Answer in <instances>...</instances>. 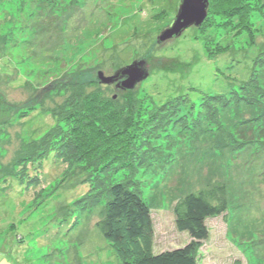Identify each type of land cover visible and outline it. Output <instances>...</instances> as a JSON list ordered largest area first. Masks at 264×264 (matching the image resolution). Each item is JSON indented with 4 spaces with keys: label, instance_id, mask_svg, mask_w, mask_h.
Instances as JSON below:
<instances>
[{
    "label": "rangeland",
    "instance_id": "1",
    "mask_svg": "<svg viewBox=\"0 0 264 264\" xmlns=\"http://www.w3.org/2000/svg\"><path fill=\"white\" fill-rule=\"evenodd\" d=\"M245 1L209 0L200 27L159 42L180 0H0V264H123L121 249L130 257L181 247L191 238L176 228L175 206L214 185L225 187L227 209L206 220L197 264H264V6L250 0L221 22L223 8ZM135 59L149 75L133 89L97 79ZM243 85L251 105L230 97ZM203 94L229 101L200 108ZM174 98L177 116L138 132ZM55 123L73 151L36 160L48 155L44 132ZM138 134L145 146L127 151ZM103 136L109 144L99 147ZM100 177L103 191L130 180L149 208L151 227L120 253L97 227L105 192L85 207Z\"/></svg>",
    "mask_w": 264,
    "mask_h": 264
},
{
    "label": "trees",
    "instance_id": "2",
    "mask_svg": "<svg viewBox=\"0 0 264 264\" xmlns=\"http://www.w3.org/2000/svg\"><path fill=\"white\" fill-rule=\"evenodd\" d=\"M248 1L250 5V0H247L245 2H241L240 4L238 3L233 5L234 3H232L231 5L223 8L221 22L225 23L226 21H229V19L231 20L235 16L234 13H237V11L246 12V10H249V5L246 4ZM257 1L258 3L261 2V4L255 7L256 10L264 6V0ZM30 30L31 27L28 29L27 36L31 40ZM15 42H20V39H18V41L16 40ZM260 62H264L263 57L260 58ZM57 78L58 77L56 76L52 79ZM251 81L253 80L251 79L250 82ZM248 86L252 88H258L257 84L252 82L249 83ZM262 92L264 93V90ZM230 93L232 94L230 97H232V100L236 102L244 101L249 105L253 104L251 101L252 99L250 100V98L253 97L252 93H250L251 95L248 94L247 87L245 85L240 87L239 91L235 90ZM222 95L223 94H203L201 96L202 102L200 104V108L205 106L208 107V98L215 99L216 102L219 101L220 103V98ZM205 96H207V100L204 99ZM261 96H264V94L261 93ZM149 97L152 98L150 95ZM174 99L165 100L159 106L156 105L154 109L155 112L147 115V117H143L142 120H144V122L141 123L142 126L139 127L138 132H142L143 134V131L146 129L153 128L156 130L162 128L163 125L169 123L172 117L177 116L181 109V102L177 98V100ZM224 101H229V98L225 97L224 99L222 97L221 103ZM104 104L106 103H103V105ZM104 113H108V111H105ZM198 113H201L199 108ZM166 115L169 116L167 121L162 119V117ZM260 116H262V113H260L258 116H254L252 120H258ZM178 119L180 120L179 117ZM150 121H152L151 125L149 128H147L145 125ZM196 124L197 123L195 122V119L192 118L188 122L187 126L189 125L192 128ZM76 127H80V125L77 124ZM138 136L139 138L136 139V145L133 143H128V145L125 147L127 151L132 152L133 148L136 146L138 147V145L145 146V143L148 141L145 137L146 135L144 134L141 136L138 134ZM44 137L47 140H51V143H47L46 141L43 143V145H45L48 150V153L46 152L48 155H39L37 156L36 160H43L51 154L54 156H59L60 154L62 155L64 153L73 151L71 149L75 145V139H73V136L68 134L67 131L58 126L57 123L44 132ZM102 142L103 145L106 146V144H109V139L106 136H103V139H101L100 142H97L96 144L101 147ZM139 142H141V144ZM113 145H115V142ZM105 149L106 148L102 149L101 152L105 151ZM138 159L142 158L139 157ZM99 175L102 178L104 177V174ZM101 177L95 183L91 182L90 189L88 190L89 192L85 195L84 203L85 207H92L96 205L100 201V197H102L103 192H105L107 200L104 206V216L98 221L97 227L102 236L105 239L110 240L112 247L116 249L118 253H120L119 249L121 244L127 240L130 241L139 239L144 234L145 230L151 227L150 212L147 203L141 196L140 190L133 186V183L129 182L130 180L127 179L120 182L110 183L109 186H107L103 191L99 188V186L101 187L103 185V179ZM225 192V187L223 185H214L187 193L183 198L180 199L174 208L176 213L175 226L179 231H186L191 238L190 241L181 247L162 250L158 253L144 252L130 257L127 254L122 255L123 249H121V253L119 255L123 264H197V249L201 243L208 238L206 220L208 218L224 214L227 209Z\"/></svg>",
    "mask_w": 264,
    "mask_h": 264
},
{
    "label": "water",
    "instance_id": "3",
    "mask_svg": "<svg viewBox=\"0 0 264 264\" xmlns=\"http://www.w3.org/2000/svg\"><path fill=\"white\" fill-rule=\"evenodd\" d=\"M209 0H180L178 12L174 23L164 29L158 36L159 42L172 37H178L190 26H200L207 16ZM149 75L148 64L144 59H135L130 64L118 68L114 74L105 75L103 71L97 72V79L102 84H112L121 90L133 89L136 83L143 81Z\"/></svg>",
    "mask_w": 264,
    "mask_h": 264
}]
</instances>
